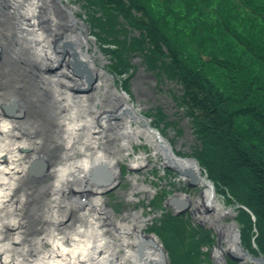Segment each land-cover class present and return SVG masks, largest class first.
<instances>
[{
  "label": "bare ground",
  "instance_id": "6f19581e",
  "mask_svg": "<svg viewBox=\"0 0 264 264\" xmlns=\"http://www.w3.org/2000/svg\"><path fill=\"white\" fill-rule=\"evenodd\" d=\"M50 1L4 0L12 4L7 8L0 1V19L3 21L0 23H6L0 33V56L4 59L0 65L7 64L14 69L11 76L17 77L12 91L6 90L2 99L14 105L15 114L26 115L30 100L49 109L48 147L55 144L68 151V157L50 164L49 151L42 148L46 142L31 139L41 127H47L46 121L41 119L43 117L35 119L26 115V119L36 125L28 124L25 129L15 115H7L0 106V264H162L152 243L144 239L143 231L151 215L145 216L141 210H133L122 219L116 218L101 198V187L89 180L94 166L106 165L114 176L117 175L119 162L130 153L128 148L135 142L147 143L152 156H161L158 164L163 166L167 161L161 154L158 139L140 120L138 106L132 107L127 102V95L114 86L112 77L93 61L88 51L90 43L85 27L72 17L60 21L56 10L50 7ZM15 3L20 6L19 12L15 11ZM40 15L47 29L40 26ZM57 40L70 42L78 56L90 65L94 78L89 88L78 77L74 81L67 78L77 90L72 91L69 86H65V90L59 89L61 81L49 74L47 63L53 55L51 44ZM63 55L58 53L59 58ZM9 76L7 74L10 81L14 80ZM96 103L102 105L101 109ZM126 107L135 110L130 114ZM104 136L117 144L110 146V150L99 147ZM76 143L81 150L79 156H73L71 150ZM145 156L142 151L127 163L135 168L145 162ZM180 163L191 164L187 158H182ZM34 164L38 165L37 169ZM40 172L47 181L38 186L27 183L26 192L37 196L34 216L41 223H48L50 228L46 226L48 224L34 225V236L32 241H28L25 238L27 232L33 230L24 220V200L28 195L24 193L15 198L13 193L19 179H27L30 174ZM132 179L135 189L148 190L150 187ZM69 183L72 187H68ZM198 185L202 190L194 198L185 192L174 199L179 203L189 201L197 217L225 237L230 226H234L233 222H224L226 216L230 217L229 209L216 195L210 201L204 180ZM64 187L73 195L78 193L86 197L76 200L78 204H73L72 208L65 206L60 216L56 214L55 205L47 199V194L51 188L60 191ZM56 191L53 201L58 203ZM71 218L74 224L60 225ZM226 245L213 248V257L221 263H224L222 255L226 249L237 251V240L226 239Z\"/></svg>",
  "mask_w": 264,
  "mask_h": 264
},
{
  "label": "trees",
  "instance_id": "16d2710c",
  "mask_svg": "<svg viewBox=\"0 0 264 264\" xmlns=\"http://www.w3.org/2000/svg\"><path fill=\"white\" fill-rule=\"evenodd\" d=\"M80 7L125 90L135 56L180 85L172 97L192 125L189 153L234 207L242 246L264 257V0H81ZM146 113L161 133L176 125L160 107ZM167 192L151 199L161 213L148 230L170 264H211L212 231L165 209Z\"/></svg>",
  "mask_w": 264,
  "mask_h": 264
},
{
  "label": "rangeland",
  "instance_id": "374dc122",
  "mask_svg": "<svg viewBox=\"0 0 264 264\" xmlns=\"http://www.w3.org/2000/svg\"><path fill=\"white\" fill-rule=\"evenodd\" d=\"M67 4L69 5L70 10H72V13L75 18L80 20L81 24L85 27V30L87 31L88 36V51L90 52L93 61L99 66H102L104 69V73L112 77V83L114 86L122 92V90L127 94V99L134 104L135 106H138L139 113H142L146 115L148 118H151L149 114L146 112L149 110H155L156 108L160 107L163 113L167 115V119H171L175 121L176 125H169L167 128H165L164 133H162L166 139L169 140L171 145H174L178 150L183 152V155H187L189 152V147L195 142V136L192 131V125L189 122L188 118L183 115L182 110L177 106V103L174 102L172 94L175 92H179L180 85L177 82L168 81L166 79L162 80V78H158L155 76L154 71L148 70L146 68V65L143 63L142 60L139 59V57L135 56L131 59V61L134 62V66L131 70V74L128 77L129 86H127V90L123 88V83L112 73L108 70V60L109 57L107 54L104 53V51L100 48V41H97L94 35L92 34V31L90 30V26L86 20H84V11L81 9L80 4L81 0H65ZM81 14V15H78ZM39 18V17H38ZM40 20V26L46 25V22H41ZM43 21V20H42ZM26 26H28L26 24ZM45 30V29H43ZM52 45V44H51ZM33 46V44L31 45ZM51 48V55L49 58H51L50 61H48V67H49V74L52 75L54 78H58L59 81H61V84L64 83V86L59 84L60 90H65L66 87H70L72 91H74L72 88L73 85L70 84V81H67V78L74 79L77 78L74 74L71 72L67 73L65 72L66 64L64 63V60L59 58L58 53L54 52V50ZM1 57V56H0ZM59 58V59H58ZM50 62V63H49ZM56 63V64H54ZM2 70V67L0 65V71ZM69 70V69H68ZM10 72V71H8ZM5 71V73H0V106L1 110L5 112V110L2 108L4 103L6 102L5 99H2L6 93V90L12 91V86H14V82L17 79L16 76L12 77L10 73ZM7 74L10 78H14V80L10 81L7 77ZM7 77V78H6ZM24 79V77H23ZM9 103V102H7ZM98 106V109H101V106L99 103H96ZM92 109H89L88 111H91ZM11 115H15L17 120H19L20 125L23 126L25 129H27L28 124L36 125L35 122H32V120L26 119V115L29 117H33L37 119V117L41 116L44 121H46V128H40V130L32 135L31 139L39 140L41 143H43V140L46 142V144H43L42 148L45 147L48 149V161H50V164L54 162H61L65 157H68L67 153L68 151L63 149L59 145L51 144L48 147L49 140H47L49 137V121L51 118H49L50 112L49 109L46 110L41 105H36L34 101L30 100L29 109L26 110L25 114H15V112ZM10 115V116H11ZM109 118V117H108ZM152 122V120H151ZM117 142H113L109 137L104 136L103 140L99 141L98 146L104 147L110 150V146L116 145ZM73 150V156H79L81 154V150L78 148L77 143L74 144L71 148ZM128 151L130 152L128 155L123 157V160L119 162V169L120 173L114 176L113 178V185L111 190L103 191L105 187L100 186V195L101 198L106 202L111 211L113 212L114 216L118 219H122L125 216L128 215V213L133 212V210H141L145 216L151 215V219L146 224L144 231L150 232L148 228L150 225L154 222L153 220L160 216L161 210L151 207L150 202L151 199L155 198L160 191L163 189H168L169 192L164 193V197H162V203L163 205H166V202H169L170 195L174 194L177 197H181L183 193L187 192L192 198L197 196L201 190L202 187H200L198 184L193 186L191 189H189L186 186V182L183 177L176 174L173 170H170L171 172L167 173L166 168L163 166H160L158 164V160L161 158V156L154 157L151 155V148L146 143H134L132 146L128 148ZM144 152L146 154V160L143 164L136 166L135 168H131L127 161L129 159H135L136 154H139L140 152ZM136 179L137 182L141 183L143 186L149 185L150 187L148 190L143 188H137L135 189L133 186V179ZM47 179L44 177V175L40 173L35 174L32 173L29 175V178L27 179H19L18 187L13 193L15 195V198H19L24 193H26V200H24L25 205V213L24 216L32 231L29 230L26 235V239L28 241H32V238L34 236L33 231L34 225L36 224H48L46 222L40 221L36 216H34L33 213V207L35 204V198L37 197L35 194L27 193L26 187L28 186L27 183L32 184L33 186H38L41 182H46ZM79 182V181H76ZM73 183V182H72ZM72 183H69L68 187H72ZM77 184V183H76ZM66 188H62L60 191H56L55 189L50 190V194H47V199L51 201L52 204L55 205L57 208L56 214H59L62 216L64 207L67 205H70L69 208L73 207V204L76 203V200H81L82 197H86L84 195H78L72 194L65 190ZM58 197V203L53 201V194L55 195V192ZM76 191V190H75ZM78 192V191H77ZM162 194V193H161ZM216 196L222 200L224 207L229 209L231 215H235L236 211L234 207L228 203H226L225 199L223 197H220L216 194ZM174 205V204H173ZM172 204L168 205L166 207L167 210L176 211L177 209L174 208ZM186 212H183L181 214H184L187 216L188 220H190L194 224H199L189 209ZM200 217L201 214H198ZM67 222V221H66ZM74 219L71 218L67 223L63 222L60 225H68L69 223L74 224ZM224 222L231 223L233 222L234 226L238 227V223L235 219L226 216L224 219ZM203 226L207 229H210L212 231L213 237L215 239V231L216 229H213L207 222L203 221ZM48 228H50L49 224L46 225ZM226 239L227 237L220 236V244L221 246H227L226 245ZM216 241V240H215ZM33 253L35 254V251L33 250ZM33 253L31 256H33ZM129 261V260H128ZM211 264H224L220 261H217L213 257V259H210ZM242 264H251L249 262H243Z\"/></svg>",
  "mask_w": 264,
  "mask_h": 264
},
{
  "label": "water",
  "instance_id": "95a60500",
  "mask_svg": "<svg viewBox=\"0 0 264 264\" xmlns=\"http://www.w3.org/2000/svg\"><path fill=\"white\" fill-rule=\"evenodd\" d=\"M0 1L4 2V0H0ZM3 5L6 8L8 6H12V4H7L6 2H4ZM15 6H14V8L16 9L15 11L19 12L18 7H20V6L17 3H15ZM50 7L52 9L56 10V12L58 14V15L57 14L56 15L60 19V21H64L65 19H70L71 17L75 20L77 19L74 17L72 10H70L69 5L67 4V2L65 0H51L50 1ZM39 18L41 19V22H44V19H42L43 17L41 15L39 16ZM0 21H2V18L0 19ZM3 26H6V23L4 25H2V23H0V33L2 31ZM43 28L47 29L48 27H47V25H44ZM0 44H1V42H0ZM56 45H59V47ZM51 46H52V49L54 50V52L64 53V55L61 57V59L64 60L66 67L69 69V72H71L72 74L77 76V78L78 77L82 78L84 83L87 85V88H89L90 83L93 81L94 73H92V69H91L90 65H88V63H86L83 58L78 56L77 52H75V50L73 49L71 43L67 42L65 40H57V42L53 43ZM0 61L4 62V59L0 57ZM5 71L6 72L10 71V72L14 73L13 72L14 69L10 68L9 66H7V64L3 63V67H2V70L0 71V73L3 74V73H5ZM10 72H8V73H10ZM74 79H73V81H74ZM72 89L77 90L78 88L74 85V87ZM122 92L125 93L123 90H122ZM127 102L129 104H131V106L133 107L134 104H132L128 99H127ZM2 108L5 110L4 113H6L7 115L13 114L16 110V109L15 110L13 109L14 108L13 104H7V103H4ZM125 110L131 114L132 112H134L135 109H133V108L130 109V107H126ZM139 114H140L139 117H140V120L142 121V123L144 125H147V127L157 137L158 142H159L158 145L160 146V149H161V154L164 157L165 161H167V163L169 162L168 164L167 163L164 164L163 167H165L168 170L171 169V170L175 171L179 176L184 177V180L186 182V186L190 189L193 186L197 185L199 181L204 180L206 183V186H208L209 195L211 197L210 201H212L213 195H215V186H213V183L205 175H203V173L201 172V165H199L197 159L193 155H190V156L177 155L174 151L173 146L170 145V142L168 141V139H166L164 137V135H162L159 132L157 127L155 128L153 125H151L149 123V118L144 114H141V113H139ZM108 116H110V114H108ZM182 158L189 159L191 164L187 165V164L180 163V160ZM34 166H35V169L38 168V165L34 164ZM34 166H33V168H34ZM111 172L112 171L106 165L94 166L92 169V172L89 175V180L91 181V183H96L99 186L105 187L103 189V191L111 190L112 187H114V185H113L114 175ZM174 198H175L174 194L170 195L169 202L167 201L166 205H165L167 207L170 204H172V205L174 204L173 205L174 208L177 209L176 211L173 212L174 214L181 215V213L186 212L188 210V207L190 206L189 209L191 210V213L195 217L197 216L194 209L191 208L189 201L186 203H179L175 200L176 198L175 199ZM175 201H176V203H174ZM82 202H84V201H82ZM205 206L208 207V204H206ZM207 207H205V209H207ZM203 213L201 212V214H203ZM230 217L233 219L235 218L234 214L233 215L230 214ZM195 219L197 220V222L200 225H202V226L204 225L202 219H199L198 217ZM143 232H144V239L148 243L149 242L152 243V245L154 246L157 253H159L162 264H170L169 263V253H168L167 249L165 248L163 242L160 241L157 234L155 232H152V231H150V232L143 231ZM215 234H216V240H217L215 246L220 248L221 247L220 240H219L220 236H221L220 232L218 230H216ZM225 237H227V239H231V241H232V239H233V241L237 240V246H236L237 251L230 250V249H226V251H224L225 254H223L222 256H223V261L225 264H227V259H231V260L236 261V262L238 261L239 263L249 262V263H253V264H264V257L262 256V254L254 255L249 250L245 249L242 246L241 239H239V229L236 226H232V227L230 226V230L227 232ZM213 248L211 250L212 252H210V257H213Z\"/></svg>",
  "mask_w": 264,
  "mask_h": 264
}]
</instances>
